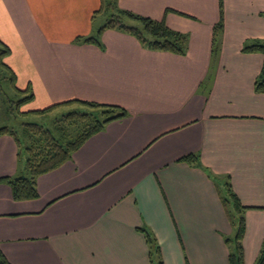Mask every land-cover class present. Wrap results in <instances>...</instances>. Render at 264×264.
<instances>
[{
  "label": "crops",
  "instance_id": "0c3cea01",
  "mask_svg": "<svg viewBox=\"0 0 264 264\" xmlns=\"http://www.w3.org/2000/svg\"><path fill=\"white\" fill-rule=\"evenodd\" d=\"M101 4L0 0V39L11 48L5 61L41 105L31 110L81 99L128 111L40 175L37 198L15 199L0 181V252L12 264H152L149 234L165 264H231L228 184L246 207L244 264H256L264 244V93L255 83L264 55L243 47L264 40V0H222L216 43L221 0H118L186 33V54L149 49L111 28L102 45L77 43L98 28ZM18 152L13 135L0 136V178L25 174Z\"/></svg>",
  "mask_w": 264,
  "mask_h": 264
},
{
  "label": "trees",
  "instance_id": "16d2710c",
  "mask_svg": "<svg viewBox=\"0 0 264 264\" xmlns=\"http://www.w3.org/2000/svg\"><path fill=\"white\" fill-rule=\"evenodd\" d=\"M98 12L106 15L105 22L90 35L77 36V43H92L102 45L101 37L106 29H118L135 36L145 47L153 50L169 51L177 54H186L189 36L186 33L171 28L165 20L154 19L143 16L133 11L123 9L119 6L118 0H102ZM134 21V22H129ZM224 29L223 4L221 0V17L214 28V42ZM243 51L247 53L260 52L264 55V40H251L244 44ZM11 53V48L0 39V103L1 118L4 122L0 125V136L9 133L17 141L19 162L24 167L25 174L17 176H3L0 181L12 186L15 199H33L39 195L37 189V178L43 173L49 172L72 157V154L92 135L101 131L105 125L113 120L127 116L126 108L114 105L72 99L56 103L43 109L22 110L25 103L32 101L35 97L31 88L20 89L17 86L15 71L6 63L5 58ZM9 83L14 91L11 97L4 87ZM256 90L264 93V65L261 73L256 79ZM71 106V112L63 115L66 122L82 123V130L74 139L58 137L49 128L37 122L26 121V115H46L60 107ZM86 108V109H83ZM17 122L19 128L25 130L24 144L19 137V131L13 123ZM80 125V124H79ZM186 161H198L197 155H189L184 158ZM225 201L232 206L233 224L235 234L227 238V243L232 251L230 255L231 264H244L243 237L245 234V218L238 197L231 186L227 184L223 189ZM148 241L152 246V264H165L160 246L154 237L148 234ZM0 264H12L6 256L0 252ZM256 264H264V244Z\"/></svg>",
  "mask_w": 264,
  "mask_h": 264
},
{
  "label": "rangeland",
  "instance_id": "374dc122",
  "mask_svg": "<svg viewBox=\"0 0 264 264\" xmlns=\"http://www.w3.org/2000/svg\"><path fill=\"white\" fill-rule=\"evenodd\" d=\"M105 22V15L102 14H97L94 18V24H96L98 27L101 26L103 23ZM129 22H134V21H130ZM4 87L6 89V92L13 97V90L12 87L10 86V84L7 82L4 84ZM31 104V105H30ZM40 104H35V103H25L22 106L23 110H31V108L34 107H40L38 106ZM74 107V106H73ZM71 106H65V107H60L58 109H56L55 111L46 114V115H38V114H30V115H26L23 119L26 121H32V122H37L39 124L44 125L46 128H49L53 131V133L55 135H57L58 137H61L62 139L64 137H67L69 139H74L82 130H84L82 127V123L80 122H66L63 119V115L71 112L72 108ZM86 109V108H83ZM13 123V126H16V128L19 131V137L21 138L22 142L25 144L26 140H25V135L24 132L25 130L19 128V126L17 125V122H12V121H8ZM80 124V125H79Z\"/></svg>",
  "mask_w": 264,
  "mask_h": 264
}]
</instances>
